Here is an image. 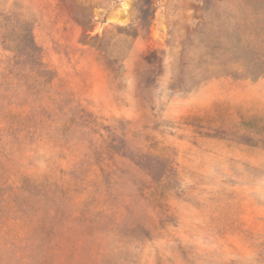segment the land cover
I'll list each match as a JSON object with an SVG mask.
<instances>
[{
    "label": "rangeland",
    "instance_id": "rangeland-1",
    "mask_svg": "<svg viewBox=\"0 0 264 264\" xmlns=\"http://www.w3.org/2000/svg\"><path fill=\"white\" fill-rule=\"evenodd\" d=\"M263 71L264 0H0V264H264Z\"/></svg>",
    "mask_w": 264,
    "mask_h": 264
},
{
    "label": "trees",
    "instance_id": "trees-1",
    "mask_svg": "<svg viewBox=\"0 0 264 264\" xmlns=\"http://www.w3.org/2000/svg\"><path fill=\"white\" fill-rule=\"evenodd\" d=\"M30 37V35H29ZM23 47L26 49V50H29L31 51L32 53L34 52H37V49L35 47V44L34 42L32 41V39L29 38V40H26L24 43H23ZM260 74H264V71L261 72V73H257V75H260Z\"/></svg>",
    "mask_w": 264,
    "mask_h": 264
},
{
    "label": "bare ground",
    "instance_id": "bare-ground-1",
    "mask_svg": "<svg viewBox=\"0 0 264 264\" xmlns=\"http://www.w3.org/2000/svg\"><path fill=\"white\" fill-rule=\"evenodd\" d=\"M120 12H121V11H120ZM116 13H117V12H116ZM121 15H122V14H121ZM121 15L118 14V13H117V14H114L113 18L119 20L120 18H122ZM113 18H112V19H113ZM110 19H111V18H110ZM122 19H123V18H122ZM116 21H117V20H116Z\"/></svg>",
    "mask_w": 264,
    "mask_h": 264
}]
</instances>
